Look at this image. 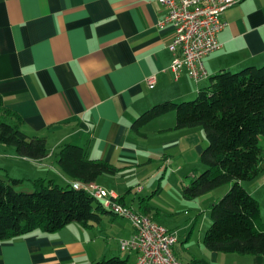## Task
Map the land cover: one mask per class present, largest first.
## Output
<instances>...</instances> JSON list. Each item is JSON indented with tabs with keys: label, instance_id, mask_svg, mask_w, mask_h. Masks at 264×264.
Returning <instances> with one entry per match:
<instances>
[{
	"label": "crops",
	"instance_id": "crops-1",
	"mask_svg": "<svg viewBox=\"0 0 264 264\" xmlns=\"http://www.w3.org/2000/svg\"><path fill=\"white\" fill-rule=\"evenodd\" d=\"M165 14L159 0H0V105L9 111L0 112V119L45 137L50 151L31 159L0 142V178L18 179L23 189L39 178L67 185L73 180L56 155L65 144L82 145L90 159L119 167L96 183L141 210L145 197L140 204L132 188L144 194L155 186L159 159L193 153L201 160L203 129H173V111L140 131L133 124L155 104L194 98L222 69L264 66V0H241L221 14L227 22L218 34L221 48L203 58L208 76L199 81L186 71L176 77L171 69L169 44L176 32L159 25ZM151 75L153 88L146 81ZM151 214L164 225L161 208ZM135 234L131 220L115 214L91 227L72 222L53 232L36 228L0 241V264H92L116 255L136 264L137 251L121 248V240ZM177 244L174 252L185 264H264L263 255L239 254L230 261L236 253L210 250L183 257Z\"/></svg>",
	"mask_w": 264,
	"mask_h": 264
},
{
	"label": "trees",
	"instance_id": "trees-1",
	"mask_svg": "<svg viewBox=\"0 0 264 264\" xmlns=\"http://www.w3.org/2000/svg\"><path fill=\"white\" fill-rule=\"evenodd\" d=\"M172 111L176 112L173 129L203 126L207 140L200 156L204 169L196 168L191 183L183 184V197L195 199L223 185L231 186L211 205L205 247L214 252L264 256L261 204L242 184L264 172V66L222 69L210 77L195 99L155 104L135 120L133 128L140 131L150 120ZM0 112L9 114L1 105ZM0 142L31 159H43L50 152L45 137L29 136L4 119H0ZM56 161L71 183L39 178L33 181L31 192H24L18 191V179L0 178V241L25 236L36 228L53 232L72 222L91 227L115 214L93 194L76 189L73 182L96 183L103 174H117L119 167L90 159L86 147L77 144L63 145ZM119 201L126 204L123 196ZM153 207L143 202L138 211L154 219ZM92 264L128 263L116 255Z\"/></svg>",
	"mask_w": 264,
	"mask_h": 264
},
{
	"label": "built area",
	"instance_id": "built-area-1",
	"mask_svg": "<svg viewBox=\"0 0 264 264\" xmlns=\"http://www.w3.org/2000/svg\"><path fill=\"white\" fill-rule=\"evenodd\" d=\"M166 9L160 26L172 25L175 36L169 44L174 54L171 69L176 77L183 71L195 81L208 76L203 58L221 48L218 34L227 25L221 14L241 0H159ZM149 87L156 84L155 75L146 79ZM76 189H84L103 201L105 207L133 223L134 238L121 240L122 249L137 251L136 264H185L174 252L178 234L155 221L151 215L138 212L119 201V196L97 183L74 181Z\"/></svg>",
	"mask_w": 264,
	"mask_h": 264
},
{
	"label": "rangeland",
	"instance_id": "rangeland-1",
	"mask_svg": "<svg viewBox=\"0 0 264 264\" xmlns=\"http://www.w3.org/2000/svg\"><path fill=\"white\" fill-rule=\"evenodd\" d=\"M196 97L197 96L190 100H193ZM174 113L176 114V112ZM201 128L204 133L203 142L204 145H206L204 127L201 126ZM170 154L171 156H167L168 161L162 162L159 159V163L153 165V173L157 175L155 176L157 179L155 186L146 187L144 194L136 193L138 186H134L132 188L134 192L132 193H134L136 199H139V197H145L144 202L162 209V223H164V225L170 230L177 232L179 238L177 248L180 250L183 257H187L190 253L202 256L205 253H210L204 245V234L210 225L208 213L211 205L214 201L223 197L231 186L230 184L223 185L207 195L195 199L184 198L182 195L183 184L188 185L191 183L190 177L193 171L196 168L203 170L204 167L197 154L195 155L192 153L183 156L177 153ZM242 184L251 193L254 191L253 195L260 201L263 211L262 218L264 221V172L254 180H245ZM140 185L145 187V182L141 181ZM17 188L18 191H32V188L24 187L23 189L20 188L19 185ZM138 201L141 204L140 199ZM231 256L230 261L232 258H235V256L240 255L236 253ZM233 261L234 260H232L231 264H233Z\"/></svg>",
	"mask_w": 264,
	"mask_h": 264
}]
</instances>
